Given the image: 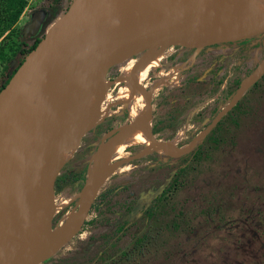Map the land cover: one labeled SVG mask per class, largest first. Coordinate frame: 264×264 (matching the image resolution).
Here are the masks:
<instances>
[{"label": "rangeland", "instance_id": "374dc122", "mask_svg": "<svg viewBox=\"0 0 264 264\" xmlns=\"http://www.w3.org/2000/svg\"><path fill=\"white\" fill-rule=\"evenodd\" d=\"M71 1L26 0L22 13L25 8L27 12L39 8H57L52 19L54 21L66 10ZM27 21V14H21L9 31L11 32V29L20 30ZM10 32L7 31L0 35V43L8 44L5 54V58L8 60L6 62L0 61V85L5 78L12 75V71L18 62L23 60L25 55L22 54V51H25L32 44L30 40H22L17 35L8 36ZM42 34L38 36L39 39ZM255 40H257V47L250 50L246 49L241 55L237 54V47L217 46V43L200 47L199 50L202 49V53L198 56L194 55L199 50L194 52V55H189L185 49L189 50L190 48L185 47L167 46L161 49L153 64L154 67L152 66L149 72L154 73V77L145 72L146 78L140 83L139 90L150 113L156 104L162 102L163 98L172 96L173 99L168 100L166 105L161 103V108L157 109V116L163 118L171 107L177 108L178 117L175 124L180 125V127L172 138V140L176 139L177 141L174 145L165 146L166 151L173 149V152L167 154L152 147L133 146L138 147L135 153L127 151L122 153L114 162L116 163L114 172L108 174L101 181L97 193L107 186V179L112 174H117L118 177L110 183L127 185L135 181L148 183L145 181L149 180L153 184L160 182L164 178L162 172L155 171L151 172L150 175L147 174L146 169L151 162L148 156L160 154V156L178 157L188 146L186 143L176 147V144L186 136L187 132H195L201 125L200 122L193 123L188 120L195 110L198 111L202 123H206L208 120L207 126L210 125L217 112L224 107H220L221 104L216 101V97L231 91L234 92V95L240 83L257 70L264 60V34ZM158 50L159 48L152 49L155 52ZM146 52L148 50L138 52L124 62L111 66L101 80L103 82L116 81L127 63L138 64L145 58ZM160 66L163 67L158 68ZM4 67L6 68L5 71H3ZM144 68V66L139 67L137 71L143 72L145 71ZM259 71L262 73L250 80L238 100L241 103L239 112L231 114L235 124H237L235 127H230V133L235 144L213 152L210 155L211 163H208V166H198L200 168L197 167V170L200 171L199 174L192 176L191 180L189 179L190 183L186 188L177 191L173 197L174 203L177 208H183L182 212L185 210L179 229L170 234L164 231L160 238L164 245L158 248L156 252H150L145 257H141L139 264H264V88L258 90L259 87L253 89L251 86L254 82L259 81L260 76L264 74L263 68H260ZM112 77L115 78L111 80ZM219 81L220 85H217ZM120 87V83L111 85L109 93L112 94ZM122 109L124 108L121 106L111 108L109 114L94 127L98 128L99 126L100 130L110 127L109 131H111L132 122L127 115L128 112ZM100 112L99 108H95L93 115ZM141 114L148 124L146 117L143 113ZM110 116L115 117L110 119ZM102 121L103 123H101ZM226 124H229L228 121ZM78 127L79 135L75 150L67 162L59 168L57 177L70 171L80 172L83 168H85V175L91 172L96 148L103 135L109 132L102 133L101 131L99 133L93 127V130L87 129L81 133L84 126L77 125L76 128ZM144 130L143 124V133ZM112 135H109L105 142ZM130 135L133 134L120 136L113 140L123 139ZM146 138H148V134ZM180 148L182 149L176 152ZM141 158L143 159L142 163H133L135 166L132 165L133 160ZM104 162L106 161L104 160ZM212 182L213 184L210 186ZM72 188L73 186L68 183L63 185L61 190L54 195V203L56 207L60 205L61 210L55 213L52 219L53 233L63 226L62 218L67 214L66 212L77 210V200L71 193ZM206 190L208 193L203 195L202 192ZM129 191V195L122 194L111 204H106L105 207L101 208L100 212H106L108 209L113 214L109 220H114V215L117 212L130 207L133 203L136 192L131 189ZM211 191L215 193L213 196ZM210 193L211 195H209ZM96 194H93L89 202ZM177 202H180L181 206ZM87 212L88 209L83 220L97 214L94 211ZM85 229L80 233V238H87L89 235L87 231L89 228L86 227ZM137 229L138 227H132L125 232L116 241L119 247L129 243ZM95 230L101 234L104 229L101 230L99 226H96ZM73 236L63 241L50 257H54L56 254H64V257L72 258L70 254H74L76 251H73L67 241ZM92 258L93 251L89 250L83 256L73 257L72 261L78 264H89Z\"/></svg>", "mask_w": 264, "mask_h": 264}, {"label": "water", "instance_id": "95a60500", "mask_svg": "<svg viewBox=\"0 0 264 264\" xmlns=\"http://www.w3.org/2000/svg\"><path fill=\"white\" fill-rule=\"evenodd\" d=\"M223 1L189 0L177 15L165 10L164 14L174 19L172 24L161 22L145 12L147 5L156 3L155 0H72L54 21H49L44 9L30 12L28 21L19 30L20 38L34 40L44 33L0 90L2 114L5 105L24 89L30 103L33 146L29 155L20 162L0 163V186L4 182L14 186L29 182L24 217L30 250L13 260L7 259L3 244L4 217L0 193V264H40L57 249H51L52 219L56 208L54 183L60 168L54 135L59 136L62 132L67 104L63 52L67 49L76 52L88 48L92 52L116 55L170 47L188 39L209 35L223 37L225 41L221 43H232L255 40L264 34V20L260 22L261 29L257 33L242 34L245 32L242 29H213L212 22ZM112 63V56L103 61L104 74ZM262 71L255 70L240 83L238 90L217 112L210 125L188 142V147L179 156L188 153L205 136L240 99L248 82ZM132 126H137V122H129L105 133L95 155L109 135ZM148 131L150 139L157 143L150 127ZM100 184L92 186L93 194L97 193Z\"/></svg>", "mask_w": 264, "mask_h": 264}, {"label": "bare ground", "instance_id": "6f19581e", "mask_svg": "<svg viewBox=\"0 0 264 264\" xmlns=\"http://www.w3.org/2000/svg\"><path fill=\"white\" fill-rule=\"evenodd\" d=\"M106 1L111 2L112 0ZM155 1L156 3L147 5L145 12L161 22L172 24L174 19L167 17L164 11L169 10L172 15H177L189 0ZM161 1H165L166 4L161 3ZM262 20H264V0H224L212 22V26L215 30L242 29L245 30L242 34H250L260 31ZM223 41H225L223 37L209 35L188 39L174 46L199 49ZM165 47H160L156 52L149 49L145 53V58L136 65L127 63L121 73V78L115 82L121 84V88L115 97H112V94L109 93L111 91L110 86L101 80L104 76L103 61L112 56V66H115L138 52L129 51L108 55L100 51L92 52L88 48L76 52L67 49L63 52L67 104L62 132L59 136L54 135L58 166H63L75 150L79 135L77 125L84 126V129L81 130V133H83L87 129H92L98 125L109 114L111 108L121 106V108L132 114L137 126L117 131L100 147L98 154L93 159L94 165L91 172L86 174L84 187L73 196L77 200V210L68 211L62 218L63 226L52 235L51 249L57 248L63 241L77 233L88 209L89 200L93 196L92 186L95 183H100L108 174L114 172L116 168L114 162L127 148L140 145L162 151L161 148L167 145L165 142L155 144L150 139L148 124L141 114L143 109L147 112L144 108L146 104L139 90L140 83L146 78L145 72H150L161 49ZM142 66H148V68L142 73L131 77L133 71ZM260 68H264V60H262L257 70H260ZM95 108H99L101 112L93 115ZM30 117L29 98L24 89L22 93L5 105L4 113H0V163L20 162L28 157L33 146ZM143 124L145 126L144 133ZM147 133L148 138H146ZM129 134L133 135L128 136V140H113ZM176 141V139L172 140L170 144L174 145ZM163 152L171 154L173 149ZM28 185L29 182L21 183L18 186H14L10 182H4L0 186L4 217L3 244L8 260L22 256L30 250L24 217ZM59 210H61L60 205L55 208V213Z\"/></svg>", "mask_w": 264, "mask_h": 264}, {"label": "trees", "instance_id": "16d2710c", "mask_svg": "<svg viewBox=\"0 0 264 264\" xmlns=\"http://www.w3.org/2000/svg\"><path fill=\"white\" fill-rule=\"evenodd\" d=\"M25 5L26 0H0V35L7 31L10 32V28L13 27L20 17ZM56 9L57 8L51 9L49 21H52ZM13 34L20 37L19 30L14 31V29H11L8 36ZM38 41L39 38L36 37L33 40V43L29 45L25 51H22V54L26 55L34 48ZM6 45L8 44L0 43V61L6 62L8 60L5 58L7 52ZM216 45L219 46L224 44ZM225 45L237 47V54L241 55L246 49L250 50L256 48L257 40L232 42L226 43ZM185 51L187 54L191 55L195 50L185 49ZM201 53L202 49L199 50L198 55ZM21 62L22 61L18 62L13 69L12 74ZM238 63L240 62L238 61ZM5 69L6 68L4 67L3 71H5ZM10 77L11 76L5 78L0 85V90ZM217 85H220V81ZM251 86L253 89H257V87H259L258 90L263 89L264 74L260 76L259 81L254 82ZM233 93L234 92L232 91L225 94L222 93L216 97V101L221 104L220 107L225 106L230 101ZM172 99V96H168L163 98L161 103L162 105H166L167 101ZM161 103L156 104L151 110L150 132L156 141H170L180 127V125L175 124L178 117L177 108L175 106L171 107L166 115H164L163 118H160L157 116V109L159 107L161 108ZM240 108L241 103L240 101H237L235 105L208 130L205 136L195 143L188 153L178 157H166L160 156V154H153L150 157L148 156L151 162L147 166V174L150 175L151 172L155 171L162 172L164 178H160L162 179L160 182L153 184V182L146 180L145 182L148 181V183L135 181L124 185L115 182L110 183L113 179L116 180L118 177L117 174L110 175L107 179V186L103 187L94 196L90 205L88 204L89 208L87 213L94 211L97 213L96 216L94 215L91 218L83 220L78 233L67 241V244L71 245L73 251H76L74 254H70V256H72V258L79 255L83 256L90 250L93 251V258L90 260L89 264H139L141 257H145L150 252H156L158 248L162 247L164 244L160 241L161 235L164 231L170 234L172 231L178 230L183 219V213L185 212V210L182 212L183 208L179 209L176 207L173 197L178 190L187 187L190 183L189 179L192 176L199 174L200 171L197 170L198 166H208L211 163L212 160L210 155L213 152H216L219 149L228 148L235 144L230 133V127H235L237 124H235V120L233 116L231 117V114L239 112ZM198 115L199 113L197 112L189 117L190 122L201 123L198 130H195V132H187L186 136L176 144V147H180L190 142L196 135L206 128L209 121L207 120L206 123H202L199 119L200 116ZM114 117L115 116H110V119ZM103 121L101 123H103ZM227 121L229 123L228 125L226 124ZM95 129L99 133L101 131L102 133H105L110 130V127H105L100 130V127L98 126V128ZM137 148L138 147H131L126 151L135 153ZM142 162L143 159L141 158L133 160L131 163L135 166L133 163ZM85 173V168H83L80 172L70 171L58 176L54 183V195L61 190L63 185L68 183L73 186V190L71 191L72 194L75 195L79 193L84 187L83 184H85ZM213 182L211 184L209 183L210 186ZM130 189L133 190V192H136L133 203L130 207L117 212L114 215V220H109V217L113 214L109 212L107 208L106 212H100L101 208L105 207L106 204H111L113 200L121 197L122 194L126 193V195H129ZM211 192L213 196L214 192ZM206 193H208V190L202 192L203 195ZM209 195H211V193ZM177 204L181 206L180 202H177ZM92 226H94V229H92ZM96 226H99L101 230L104 229L101 234L97 232L98 230H95ZM53 227L52 224V229ZM86 227L89 228V230H87L89 235L87 238H80V233L85 231ZM132 227H138L136 233L131 237L129 243L119 247L116 241ZM63 255L64 254H56V256L49 257L40 264H78L77 262H73L72 258L64 257Z\"/></svg>", "mask_w": 264, "mask_h": 264}, {"label": "flooded vegetation", "instance_id": "af4514ba", "mask_svg": "<svg viewBox=\"0 0 264 264\" xmlns=\"http://www.w3.org/2000/svg\"><path fill=\"white\" fill-rule=\"evenodd\" d=\"M39 9H44L45 12H46V15L48 14V15H49L48 17H50V14H51V9H50V8H49V9H46V8H39ZM46 27H47V26H46ZM30 41H31V43H33V40H30ZM224 45H225V44H224ZM224 45H223V46H224ZM225 46H226V47H230V46H228V45H225ZM225 46H224V47H225ZM231 48H234V47H231ZM190 49H194V50H195L194 52H196L197 50H199V49H197V48H190ZM190 49H189V50H190ZM194 52H193V53H194ZM198 52H199V51H197V52L195 53V55L192 53V55H194V56H198ZM133 56H134V55H133ZM160 57H161V56H160ZM130 58H131V57H130ZM160 60H161V58H160ZM160 60H159V61H160ZM159 65H161V64L159 63ZM144 67H145L144 69H147V68H148V66H144ZM153 67H154V65H153ZM162 67H163V66H160V67H158V68H162ZM122 71H123V70H122ZM140 73H142V72H141V71H137V69H136V70H134L133 73L131 74V77H134V76H136V75H138V74H140ZM149 74H152L151 77H154V75H155L154 73H149ZM115 77H116V76H115ZM115 77H113L111 80H113ZM119 78H121V74H120V76L117 78V80H118ZM107 80H108V79H107ZM115 82H116V81L111 82L110 84H109V82H104V83L108 84V85L111 87V85L116 84ZM120 88H121V87H120ZM120 88H119L117 91H115V92L113 91V93H112V97H115V96L117 95V93L119 92ZM144 108H145V110L150 114V115H149V114H148L147 112H145L144 109H143L142 113H143V115L146 117V119L148 120V128H149V124L151 125V123H150L151 113H150V111H149L147 105H145ZM126 112H128V114H127L128 117L131 118L132 121H134V120H133V117H132V114H130V112H129L128 110H126ZM197 112H198V111L195 110L194 112L191 113V115H193V114H195V113H197ZM191 115H190V116H191ZM190 116H189V117H190ZM188 120H189V118H188ZM206 127H207V126H206ZM148 132H149V131H148ZM147 134H148V133H147ZM146 136H147V135H146ZM128 139H129V138H127V137L125 138V137H124L123 139H120L119 141L128 140ZM119 141H118V142H119ZM161 142H162V141H158V142L155 143V144H159V143H161ZM170 142H171V141H170ZM170 142H166V144H167L168 146H170V145H171ZM115 143H117V142H115ZM112 144H113V143H112ZM171 147H173V146H171ZM161 150H162V151H166L165 146H164L163 148H161Z\"/></svg>", "mask_w": 264, "mask_h": 264}, {"label": "built area", "instance_id": "2783aa9c", "mask_svg": "<svg viewBox=\"0 0 264 264\" xmlns=\"http://www.w3.org/2000/svg\"><path fill=\"white\" fill-rule=\"evenodd\" d=\"M28 12H27V9L25 8L24 12L22 13V15H26Z\"/></svg>", "mask_w": 264, "mask_h": 264}, {"label": "clouds", "instance_id": "9594fccd", "mask_svg": "<svg viewBox=\"0 0 264 264\" xmlns=\"http://www.w3.org/2000/svg\"><path fill=\"white\" fill-rule=\"evenodd\" d=\"M30 12H31V11H29V12L27 13V16H29ZM21 14H22V13H21Z\"/></svg>", "mask_w": 264, "mask_h": 264}]
</instances>
